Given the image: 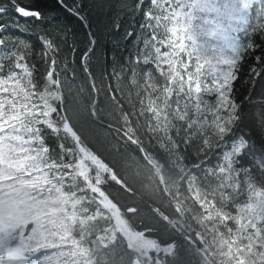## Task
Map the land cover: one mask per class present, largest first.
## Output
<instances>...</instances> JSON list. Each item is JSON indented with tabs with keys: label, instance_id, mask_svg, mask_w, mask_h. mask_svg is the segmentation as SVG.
<instances>
[{
	"label": "snow or ice",
	"instance_id": "snow-or-ice-1",
	"mask_svg": "<svg viewBox=\"0 0 264 264\" xmlns=\"http://www.w3.org/2000/svg\"><path fill=\"white\" fill-rule=\"evenodd\" d=\"M56 3L84 22L82 5ZM9 4L21 17L43 19L16 0ZM142 8L144 0H136L133 11ZM6 11L0 5V15ZM257 34L264 37V0H148L134 56L119 73L113 69L117 90L122 74L130 75L136 99L128 93L125 111L109 85L122 121L112 130L135 146L133 165L147 167L148 186L166 196L178 217L154 208L166 225L161 234L133 226L127 217L138 209L122 210L105 190L115 184L132 194L127 178L69 120L55 39L40 37L47 65L40 78L29 44L19 41L0 54V264H116L118 254L119 264H179L182 249L199 264H264V159L256 161V173L240 166L248 141L238 134L242 105L234 91L245 55L260 47ZM5 42L0 38V46ZM92 51L82 54V66L95 89L87 66ZM254 59L260 64L264 57ZM149 64L155 72L137 70ZM261 72L253 66L247 83L254 87ZM91 114L99 119L95 103ZM197 140L196 155L204 159L188 166L185 153ZM49 248L57 251L33 259Z\"/></svg>",
	"mask_w": 264,
	"mask_h": 264
},
{
	"label": "trees",
	"instance_id": "trees-1",
	"mask_svg": "<svg viewBox=\"0 0 264 264\" xmlns=\"http://www.w3.org/2000/svg\"><path fill=\"white\" fill-rule=\"evenodd\" d=\"M16 2L20 6L40 11L43 19L21 17L12 9L9 0H0V5L7 9L6 14L0 15V25L6 26L5 31L0 32V38L6 41L0 46V54L17 47L19 41L29 44L31 48L29 62L35 64L36 76L40 78L47 67L44 59L39 55L43 52L40 37L55 39L59 51L52 55L57 60V71L60 72L64 104L68 110L69 120L82 134L88 147L113 166L122 179L127 178L132 194L120 190L115 184L105 190L114 194L122 210L124 206L138 209L135 217H127L133 226L144 225L158 230V234L165 232L166 225L154 215L153 209L158 208L166 215L178 218L173 206L169 204L166 196L155 189L154 185L148 186V181L145 179L149 171L147 167L143 166L138 170L133 165L132 157L139 156L135 146L122 143L118 134L112 130L121 127L122 121L116 103L110 98L109 85L112 86L111 91L116 93V100L125 111H129L126 103L128 93L132 94L133 101L136 99V90L129 83L130 75L122 74L117 90V82L112 72L114 68L119 73L121 66L127 67L128 59L135 54L138 47L137 36L144 20V10L148 7V0H144V8L138 12L133 11L136 0H65L69 6L74 3L82 5L80 11L85 18L84 22L67 13L56 3V0H16ZM250 22L256 23L254 18ZM115 24L120 25L118 31L114 27ZM129 31L133 33L130 38L126 35ZM90 33L95 36L94 45L89 44ZM253 40L260 47L245 55L234 91L237 102L242 105V120L238 134L243 135L248 141V147L239 157L240 166L249 167L253 173H256V161L264 159V127H262L264 126V72L256 78L254 87L247 81L250 79V69L253 66L258 70L264 67V60L257 64L254 59L256 56L264 57V37L257 34ZM89 47H92L93 51L87 58V66L91 77L94 78L95 89L92 86L93 80L86 75L82 66V54ZM5 63L7 64V61ZM150 68L155 72L150 64L140 65L137 70L145 72ZM93 103L98 120L91 114ZM47 143L53 148L56 146L53 138H49ZM198 147L197 140L187 149L185 163L188 166L204 159L203 155L197 157ZM140 163L143 165V161ZM68 179L66 177V180ZM190 215H195V211ZM189 223L194 231L201 230V226L194 219H189ZM55 251L57 250L54 248L41 249L33 259L42 258ZM179 256V264H199V258L194 252L182 249ZM115 261L119 264V254Z\"/></svg>",
	"mask_w": 264,
	"mask_h": 264
}]
</instances>
